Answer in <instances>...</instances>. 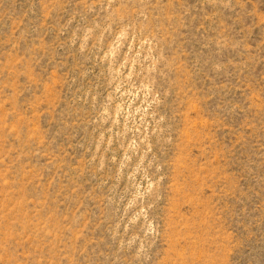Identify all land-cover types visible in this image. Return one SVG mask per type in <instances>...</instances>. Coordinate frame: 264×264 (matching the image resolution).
I'll use <instances>...</instances> for the list:
<instances>
[{
	"label": "rangeland",
	"instance_id": "obj_1",
	"mask_svg": "<svg viewBox=\"0 0 264 264\" xmlns=\"http://www.w3.org/2000/svg\"><path fill=\"white\" fill-rule=\"evenodd\" d=\"M0 264H264V0H0Z\"/></svg>",
	"mask_w": 264,
	"mask_h": 264
}]
</instances>
